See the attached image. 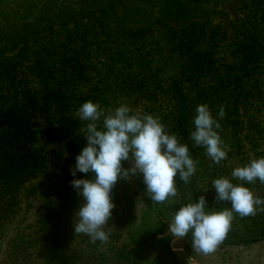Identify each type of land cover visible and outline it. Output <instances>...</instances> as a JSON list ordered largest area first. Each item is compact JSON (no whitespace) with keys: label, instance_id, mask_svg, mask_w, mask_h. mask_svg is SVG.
<instances>
[{"label":"trees","instance_id":"1","mask_svg":"<svg viewBox=\"0 0 264 264\" xmlns=\"http://www.w3.org/2000/svg\"><path fill=\"white\" fill-rule=\"evenodd\" d=\"M203 232L264 241V0H0V264H190Z\"/></svg>","mask_w":264,"mask_h":264},{"label":"rangeland","instance_id":"2","mask_svg":"<svg viewBox=\"0 0 264 264\" xmlns=\"http://www.w3.org/2000/svg\"><path fill=\"white\" fill-rule=\"evenodd\" d=\"M148 144H145L143 147H140V162L143 164L145 162L148 163H159L162 164L161 160H164L163 158H154L149 152H148ZM161 159V160H160ZM166 163V162H165ZM36 182L44 186L46 184L45 179H37ZM41 197V194H37V198L34 201V204L30 208L29 212L30 215L33 214L36 211V208L39 203V198ZM87 200L91 202V208H90V221L88 223H85L84 225L87 226V228L92 229L95 231H99L102 225L100 224V216L101 213H98V207L93 208V204H95V201H93L92 196L88 197ZM145 222V221H144ZM143 222V224H144ZM147 222V220H146ZM147 224V223H146ZM174 227L173 225H170L168 228V233H172V240L171 245L172 248L178 252V254H182L185 252L184 247L182 246V243L180 242L181 239L178 237V235L173 232ZM202 239L204 240L203 243H197V250L195 251V256H190L189 261L190 264H264V241L258 242V243H252L247 244L245 246H238L233 247L231 249H228L226 251H217L213 247V242L215 238L211 236L210 232H203ZM201 240V239H200Z\"/></svg>","mask_w":264,"mask_h":264}]
</instances>
